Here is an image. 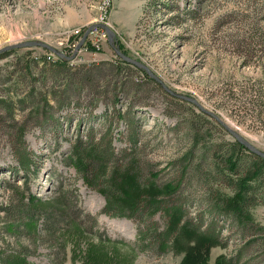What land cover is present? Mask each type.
Instances as JSON below:
<instances>
[{
  "label": "rangeland",
  "instance_id": "1",
  "mask_svg": "<svg viewBox=\"0 0 264 264\" xmlns=\"http://www.w3.org/2000/svg\"><path fill=\"white\" fill-rule=\"evenodd\" d=\"M98 23L113 45L84 39ZM33 42L63 56L2 52ZM4 55L0 264H264V206L246 226L217 208L234 138L149 74L264 152V0H0Z\"/></svg>",
  "mask_w": 264,
  "mask_h": 264
},
{
  "label": "trees",
  "instance_id": "2",
  "mask_svg": "<svg viewBox=\"0 0 264 264\" xmlns=\"http://www.w3.org/2000/svg\"><path fill=\"white\" fill-rule=\"evenodd\" d=\"M5 56L8 55H4L0 58H4ZM52 65L59 67L61 65H66V63L58 61ZM231 146L232 148L229 151L227 164L232 173L236 176L235 181L232 180V183L234 182V195L233 197L224 199V201H222V203L217 208L221 212L227 211L228 213H223L232 216V218L236 219L238 223L246 226L254 222L250 214V209L258 204L264 206V159L251 153L244 145L237 141L232 143ZM104 152L105 151H102L101 148H98V153L96 152V156L105 158L107 155ZM112 156H114L113 152L110 153V157ZM245 157H249L250 161L245 165V172H242L240 167L242 162H246ZM96 158L92 160V164H94V166H96ZM22 165L27 169L29 167L28 160L23 161ZM99 166L102 167V165ZM100 170L101 172L106 171L105 164ZM129 180L131 179L126 178L124 181L121 180V183L118 186L121 189V193L127 198L125 200L122 199L123 203L126 205H129L130 203L131 205L129 206L132 209L140 202L138 197H140L142 193L139 191L140 189H138V185L130 184ZM172 188L175 187L172 186ZM144 193H146V195H150L148 194L147 190L144 191ZM107 199L108 201H111L109 197H107ZM110 205L111 204L108 205V211L106 213H109V208L111 207ZM178 215H180L179 212H175L173 215L174 218L171 221V230L174 228L177 229L182 222V219H180ZM202 236L208 242L217 243V238L214 236L208 235L206 233H204ZM223 264H230V262L225 261Z\"/></svg>",
  "mask_w": 264,
  "mask_h": 264
},
{
  "label": "water",
  "instance_id": "3",
  "mask_svg": "<svg viewBox=\"0 0 264 264\" xmlns=\"http://www.w3.org/2000/svg\"><path fill=\"white\" fill-rule=\"evenodd\" d=\"M96 28H101L103 30L106 31V33L108 34L109 36V41L110 43L113 45V40H114V37H115V33L113 32V30H111L108 26H106V24L104 23H98V24H95V26L93 27H90L87 31V33L85 34V37L84 39H86V37L88 35H90V33H92ZM83 43V41L81 42V44ZM32 46H39V47H42V48H45L47 49L48 51L52 52L53 54L59 56V57H62L63 55L56 49H54L53 47L47 45V44H44V43H26V44H19V45H16V46H11L5 50H3L2 52H7V51H11V50H14V49H22V48H26V47H32ZM117 55L125 60L127 63L129 64H132V65H135V66H142L141 64L137 63L135 60L127 57L126 55H124L119 48H117L116 46H113ZM79 48V47H78ZM150 76L155 80L157 81L159 84H161L164 89H166L169 93H171L172 95H174L175 97L177 98H183L187 101H190L192 103H194L195 105H197L200 110L211 116L212 118H214L220 125H222V127H224V129L234 138L235 141L241 143L242 145H244L246 147L247 150H249L251 153L257 155L258 157H261L264 159V152L259 150L258 148H256L254 145H252L251 143H249L248 141H246L240 134H238L236 131H234L233 129L229 128L227 125L224 124V122L217 116L215 115L214 113L212 112H209L207 111L206 109H204L197 101L195 100H192V99H188V98H185V97H181L179 95H176L175 93H173L172 91L168 90L165 85L163 84L162 81H160V79H158L157 77H155L151 72H149Z\"/></svg>",
  "mask_w": 264,
  "mask_h": 264
},
{
  "label": "bare ground",
  "instance_id": "4",
  "mask_svg": "<svg viewBox=\"0 0 264 264\" xmlns=\"http://www.w3.org/2000/svg\"><path fill=\"white\" fill-rule=\"evenodd\" d=\"M225 124V123H224ZM226 125V124H225ZM228 125V124H227ZM230 128V127H229ZM232 129V128H231ZM235 131V130H234Z\"/></svg>",
  "mask_w": 264,
  "mask_h": 264
}]
</instances>
